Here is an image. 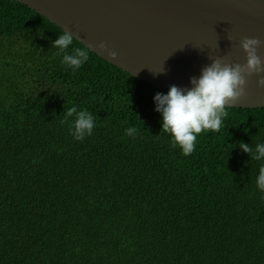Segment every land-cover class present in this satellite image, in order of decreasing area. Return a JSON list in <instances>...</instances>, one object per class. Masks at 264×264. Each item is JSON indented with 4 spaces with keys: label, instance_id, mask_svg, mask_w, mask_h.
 Masks as SVG:
<instances>
[{
    "label": "trees",
    "instance_id": "obj_1",
    "mask_svg": "<svg viewBox=\"0 0 264 264\" xmlns=\"http://www.w3.org/2000/svg\"><path fill=\"white\" fill-rule=\"evenodd\" d=\"M60 34L0 0V264H264V160L239 148L264 143V107H227L185 156L155 110L168 90L90 49L67 68ZM73 106L96 117L82 141Z\"/></svg>",
    "mask_w": 264,
    "mask_h": 264
},
{
    "label": "water",
    "instance_id": "obj_2",
    "mask_svg": "<svg viewBox=\"0 0 264 264\" xmlns=\"http://www.w3.org/2000/svg\"><path fill=\"white\" fill-rule=\"evenodd\" d=\"M17 1L114 65L168 91L173 85L193 87L190 78L198 79L212 59L245 65V37L262 42L257 55L264 61V0ZM101 42L116 58L98 47ZM261 75L245 73L244 94L231 107H264Z\"/></svg>",
    "mask_w": 264,
    "mask_h": 264
},
{
    "label": "clouds",
    "instance_id": "obj_3",
    "mask_svg": "<svg viewBox=\"0 0 264 264\" xmlns=\"http://www.w3.org/2000/svg\"><path fill=\"white\" fill-rule=\"evenodd\" d=\"M74 35L68 30H63L53 42L52 47L59 49L56 53L61 56V63L73 71L79 69L89 59V47H75L69 51L73 44ZM261 41L255 38L245 37L241 41V47L247 54L245 65H228L220 59H212L210 65L201 70V75L190 78L193 87L188 89L178 88L173 85L167 94L157 92L154 96L156 111L162 116V128L171 137L173 148L179 147L185 156L195 151L197 134L205 131L219 132L223 127V120L228 117L227 107H231L230 101H236L244 94L246 84L245 73H264V61L257 55V48ZM98 47L107 51L109 57L116 58L117 53L107 48L101 42ZM162 72V71H161ZM159 74V73H155ZM258 86L264 88V75L259 76ZM72 118L70 131L73 137L82 141L85 136H91L95 127V119L87 110H78L73 106L65 114L61 123H68ZM137 132L135 127L126 129L129 136ZM239 148L251 156V160H264V143H257L255 147L241 141ZM256 186L264 192V163L259 167L256 177Z\"/></svg>",
    "mask_w": 264,
    "mask_h": 264
}]
</instances>
